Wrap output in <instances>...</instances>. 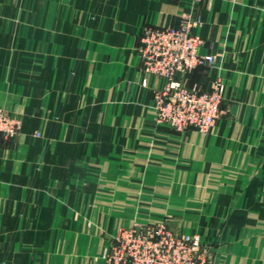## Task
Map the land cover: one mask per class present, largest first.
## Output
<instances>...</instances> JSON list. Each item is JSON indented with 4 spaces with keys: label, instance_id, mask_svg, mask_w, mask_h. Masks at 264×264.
<instances>
[{
    "label": "crops",
    "instance_id": "0c3cea01",
    "mask_svg": "<svg viewBox=\"0 0 264 264\" xmlns=\"http://www.w3.org/2000/svg\"><path fill=\"white\" fill-rule=\"evenodd\" d=\"M185 16L216 57L185 84L225 85L206 132L159 122L163 82L140 84L141 27ZM0 108L20 120L0 264H106L125 208L211 241L213 264H264V0H0Z\"/></svg>",
    "mask_w": 264,
    "mask_h": 264
},
{
    "label": "built area",
    "instance_id": "2783aa9c",
    "mask_svg": "<svg viewBox=\"0 0 264 264\" xmlns=\"http://www.w3.org/2000/svg\"><path fill=\"white\" fill-rule=\"evenodd\" d=\"M199 22L198 16H185L176 26L145 24L138 35L137 51L143 72L140 84L147 86L148 76L163 82L154 89L156 118L179 132L208 131L221 112L224 97L225 85L218 78L209 90L184 82L194 68L216 61L213 54L201 52L204 40L192 31ZM19 128V118L0 109V138L15 139ZM129 237L136 242L135 256L145 254V264H199L187 256L190 249H198L197 242L190 244L188 238L174 236L162 223L134 227ZM124 256L122 263L117 260L115 264H140L131 252L119 258Z\"/></svg>",
    "mask_w": 264,
    "mask_h": 264
},
{
    "label": "rangeland",
    "instance_id": "374dc122",
    "mask_svg": "<svg viewBox=\"0 0 264 264\" xmlns=\"http://www.w3.org/2000/svg\"><path fill=\"white\" fill-rule=\"evenodd\" d=\"M130 211H131V208H125L124 210L125 213L127 212L126 214L129 213L126 216V218H128V221L130 222V224L118 229L117 232L115 233L114 238H112L110 242H108L107 244V252L105 256L106 264H115L117 260H119L120 263H122L126 256H124L123 258H119V257L121 255L128 254L129 252H131L132 255L135 256L134 248H135L136 242H134V240H132V238L129 237V233L134 227H137V226L141 227L146 224L151 226L152 224L156 225L159 223H162L169 231L172 232L174 236L186 237L188 238V241L190 244H192L195 241L197 242L196 244H198V249L196 251L190 249L189 250L190 253L187 254L189 258L196 260V262L199 264H213L214 248H213V243L211 241L202 240L199 234H196V233L186 234L183 232H179V230H176L169 221H166L164 219L165 217H162V218H154V217L144 218L143 217L141 219L137 218V220L135 219L132 220L134 217H132V214L130 213ZM109 212L113 218H116L117 213H116L115 205L109 208ZM135 259L136 261L138 260L140 264H143L146 260L145 254L143 253L139 257L135 256ZM130 264H132V262Z\"/></svg>",
    "mask_w": 264,
    "mask_h": 264
}]
</instances>
